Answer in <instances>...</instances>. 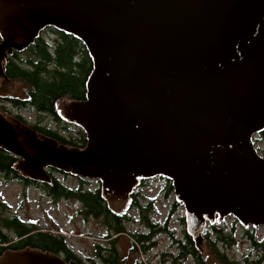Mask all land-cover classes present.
<instances>
[{
  "label": "water",
  "instance_id": "obj_1",
  "mask_svg": "<svg viewBox=\"0 0 264 264\" xmlns=\"http://www.w3.org/2000/svg\"><path fill=\"white\" fill-rule=\"evenodd\" d=\"M54 27L93 61L86 98L58 114L85 133L72 147L0 110V148L14 168L51 182L47 169L102 182L124 211L140 179L165 177L184 205L203 256V233L233 216L264 226V0H0V97H14L4 62ZM0 264H80L27 247Z\"/></svg>",
  "mask_w": 264,
  "mask_h": 264
},
{
  "label": "flooded vegetation",
  "instance_id": "obj_2",
  "mask_svg": "<svg viewBox=\"0 0 264 264\" xmlns=\"http://www.w3.org/2000/svg\"><path fill=\"white\" fill-rule=\"evenodd\" d=\"M47 33L46 28L40 33V36H47ZM8 62H4V70ZM12 98L0 97V110L5 115H11L18 119L23 118L21 115L15 116L8 111V105H14ZM62 100L72 101L68 98ZM61 120L60 123L53 121L56 127L51 128L45 120L38 119L42 126H48L60 137H68L67 134L70 135V130L73 128H76L78 135L81 134L78 125L69 123L62 117ZM26 125L32 126L27 121ZM16 171L17 177L6 178L1 173L0 176L7 182L19 183L25 192L30 189L40 192L36 198V203H38L41 215L33 216L35 213L30 214L32 208L28 204L25 194L21 196L16 211L4 203L5 213L8 210L11 211L10 215L3 214L4 218L7 220L14 219V222L20 225V229L16 232L8 226L1 229L3 237L0 236L2 239L0 245L4 246L6 250H11L12 247H32L53 252L67 262L75 261L80 264H231V256L228 251L232 246L229 248L227 244L221 241L215 243L217 238L210 227L212 224H209L203 233L205 242L202 244V249L205 257L195 242L194 236L188 230L184 210L178 219L180 227L174 225V213L182 207L175 198L172 199L171 213L164 222L153 219V216L156 215L155 203L159 201V196L166 198V191L164 190H167L168 182L162 177L140 179L139 184L131 193L128 207L122 212H115L109 208L107 201L102 196V182L100 180L83 178L49 168L47 171L52 180L48 183L27 178L20 171ZM68 181H72L73 185H69ZM163 187L164 190H162ZM153 189L154 192L158 189L154 195L156 202L152 210L148 213L146 210L142 216L141 212L138 211L139 205L143 203L148 205L147 193ZM97 190L100 191L109 212L104 211L102 205L96 211H91L81 198L84 194L93 193ZM73 194L75 195L71 196ZM44 202L48 203L49 207L52 206L53 209L62 203L68 204L71 210L65 223L73 225V231L69 234L90 239L94 249L87 252L74 249L69 237L66 236L68 232H63L58 227L56 216L41 207L40 203ZM75 225L79 226L74 227ZM80 229H85L86 235H81Z\"/></svg>",
  "mask_w": 264,
  "mask_h": 264
},
{
  "label": "trees",
  "instance_id": "obj_3",
  "mask_svg": "<svg viewBox=\"0 0 264 264\" xmlns=\"http://www.w3.org/2000/svg\"><path fill=\"white\" fill-rule=\"evenodd\" d=\"M47 32L49 35H54L55 39L53 41L42 35L24 52L15 51L6 64L5 72L12 81L23 83L26 86V97L14 99V105L18 109H28L39 116L47 115L60 123L62 120L57 112V105L62 99L83 100L86 98V83L93 69V61L86 46L71 35L54 27L47 28ZM19 119L26 124L24 118ZM31 127L68 146L82 148L87 143L86 135L81 128V134L77 138L74 136L65 138L58 136L48 126H42L39 121ZM260 135L264 138V131ZM17 161L18 157L16 155L0 148V173L5 175L6 178L18 176L17 171L14 169ZM162 178L168 182L167 190H165L166 199H168L174 194L173 185L169 179ZM81 198H83L91 211H96L102 205L104 211L109 212L99 190L93 193L88 192ZM147 201L148 205L145 203L139 205L138 211L141 212L142 216L146 210L147 213L152 210L156 198H148ZM3 211H6V208L0 202V236L2 237L1 229L5 226L14 229L15 232L20 229V225L15 223L14 219L7 220V218H4L1 213ZM237 223L238 221L234 220L232 229L228 233L222 225H211L210 227L217 238L215 243L217 244L218 241H221L227 244L229 248L233 246L236 242L233 233ZM246 233L250 237L252 246L261 255L257 257V260H255L254 256L244 255L241 261L231 259V264H264V242H258L254 234L248 229H246ZM1 242L2 239L0 240ZM23 248L25 247H12L13 250ZM5 250L6 248L0 245V256Z\"/></svg>",
  "mask_w": 264,
  "mask_h": 264
},
{
  "label": "rangeland",
  "instance_id": "obj_4",
  "mask_svg": "<svg viewBox=\"0 0 264 264\" xmlns=\"http://www.w3.org/2000/svg\"><path fill=\"white\" fill-rule=\"evenodd\" d=\"M47 38L52 41L55 39L54 35H49V34L47 35ZM16 83L17 84L12 87L16 96H14L12 99L25 98L26 90H27L26 86L20 82H16ZM8 111H10V113L14 114L15 116L21 115L24 118V120H26L28 124L30 125L37 122L38 119H42V120H45L47 123H49L51 128L56 127V125L53 122L54 120L51 119L50 116H47V115L39 116L38 114H36L35 112L31 110L18 109L15 107V105H12V104L8 105ZM70 132L71 134L70 135L67 134L68 137L66 138H70L72 136H74L75 138L78 137V132L76 128H73L72 130H70ZM254 140H255V146L258 149L259 153L264 156V138H262V136L258 134L255 136ZM68 184L73 185L72 181H68ZM162 190H164V187L162 188ZM157 191L158 189L155 190V192ZM155 192H154V189L152 191H149L147 193L148 198H155L154 196L156 194ZM24 194L27 196L26 200H28V204L32 208L30 211V214L32 215V213H35V215L33 216L41 215V211H40V208L38 207V203H36V198H38V196L40 195V192L34 189H30L25 192L19 183L15 181L7 182L2 176H0V202H2L3 204L5 203L9 205L13 211H16V208L18 207L17 204L21 200V196ZM173 198H175L174 195H172L170 199L168 200H166V198L159 196V201L155 203L156 215L153 216L154 220H160V222H164V220L168 217L169 213H171L172 206H173L172 204ZM40 205L45 210H48V212H51L56 216V222H57L58 227H60V229L63 232H68V235L66 236L69 237V241L74 249L78 251L84 250L86 252L94 249L93 242L90 239L84 238L80 235L69 234L71 233V231H73V225L65 223V220L67 219L70 213L69 211L71 210L68 204L62 203L61 205H57L54 209L52 208V206L49 207V204L46 202L40 203ZM182 210H184L183 205L177 211H175L174 217H173L174 225L178 228L180 227L178 219H179V215L183 214ZM1 213L10 215L11 211L8 210V212L6 213L5 211ZM78 226L79 225H75L74 227H78ZM232 226H233L232 220H229V221L226 220L225 223H223V228L226 232L231 231ZM84 230L85 229H80L81 235H86V233H84ZM248 230L254 234V237L258 242H263L259 240L261 238V236H258V233H260V231L256 229L251 230V228H249ZM233 235L236 238V242L233 244L232 248H230V251H228L231 256V259L241 261L244 255H251L252 257L254 256L255 260H257L258 259L257 257L260 256L261 254L259 253L257 249H255V247L252 246L250 242V237L246 233V229L243 228L242 226L241 227L237 226Z\"/></svg>",
  "mask_w": 264,
  "mask_h": 264
},
{
  "label": "bare ground",
  "instance_id": "obj_5",
  "mask_svg": "<svg viewBox=\"0 0 264 264\" xmlns=\"http://www.w3.org/2000/svg\"><path fill=\"white\" fill-rule=\"evenodd\" d=\"M63 172V171H62ZM81 177V176H80ZM84 178V177H83ZM97 180V179H96ZM174 196H175V194H173ZM130 198H131V196H130ZM175 199L177 200V198H176V196H175ZM178 201V200H177ZM179 202V201H178ZM181 203V202H180ZM182 204V203H181ZM183 205V204H182ZM184 206V205H183ZM184 212H185V208H184ZM186 214V213H185ZM226 220H232L233 222H234V220H236L233 216H228V217H226L223 221H222V223H218V222H216V223H214V224H219V225H222L223 223H225V221ZM236 221H238V220H236ZM209 224H211L210 222H208V224H207V226H209ZM213 225V224H212ZM206 226V227H207ZM237 226H239V227H241L242 225L239 223V221H238V223L236 224V227ZM243 227V226H242ZM260 227H264V226H260ZM243 228H245V227H243ZM249 228H251V230L252 229H256V230H258V227H249ZM249 228H245V229H249Z\"/></svg>",
  "mask_w": 264,
  "mask_h": 264
},
{
  "label": "built area",
  "instance_id": "obj_6",
  "mask_svg": "<svg viewBox=\"0 0 264 264\" xmlns=\"http://www.w3.org/2000/svg\"><path fill=\"white\" fill-rule=\"evenodd\" d=\"M260 229H262V230H260ZM258 231H260V233H258V236H261V238L259 240L264 242V227L258 228Z\"/></svg>",
  "mask_w": 264,
  "mask_h": 264
}]
</instances>
